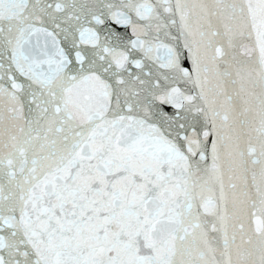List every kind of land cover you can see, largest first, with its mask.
Masks as SVG:
<instances>
[{
	"label": "water",
	"instance_id": "obj_1",
	"mask_svg": "<svg viewBox=\"0 0 264 264\" xmlns=\"http://www.w3.org/2000/svg\"><path fill=\"white\" fill-rule=\"evenodd\" d=\"M0 264H264V0H0Z\"/></svg>",
	"mask_w": 264,
	"mask_h": 264
}]
</instances>
